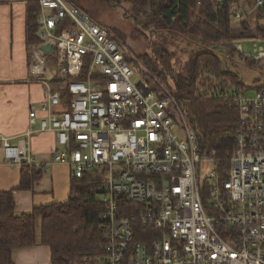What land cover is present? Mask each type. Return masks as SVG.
<instances>
[{
  "label": "built area",
  "instance_id": "1",
  "mask_svg": "<svg viewBox=\"0 0 264 264\" xmlns=\"http://www.w3.org/2000/svg\"><path fill=\"white\" fill-rule=\"evenodd\" d=\"M31 1L40 8V30L30 71L48 96L32 107L27 136L34 126L55 134L60 150L53 161L71 167L72 178L102 177L107 237L95 264H264V79L249 95L202 69L197 95L227 96L239 110L231 167L222 179L216 153H202L174 96L141 76L106 26L71 0ZM208 1L218 10L226 0ZM252 3L264 19V0ZM230 20H243L234 3ZM251 37L242 32V39ZM252 38L260 41L245 58L264 66V36ZM232 46L244 55L239 42ZM56 79L61 89L51 86ZM3 146L10 163L29 159L25 142L3 139Z\"/></svg>",
  "mask_w": 264,
  "mask_h": 264
},
{
  "label": "trees",
  "instance_id": "2",
  "mask_svg": "<svg viewBox=\"0 0 264 264\" xmlns=\"http://www.w3.org/2000/svg\"><path fill=\"white\" fill-rule=\"evenodd\" d=\"M107 1L116 5L129 3L137 13L147 14L151 25L154 24L155 27L157 24L171 30L180 27L184 32L193 31L198 35L199 44L205 49L200 53H193L186 74L175 69V53L158 50L155 54L158 66L146 55L141 59L154 77L174 90V98L186 113L190 126L197 132L200 150L203 154H210L212 151L216 153L217 172L222 179L225 178L231 167L229 156L235 148L239 130V110L231 105V98L227 96L208 99L198 96L196 91L203 67L218 75L219 81L226 78L232 82L240 92L247 93L252 89L257 92L262 88L263 64L252 58H240V63L257 68L261 73L255 86H248L239 73L229 67V61L222 54L224 49H215L218 43L223 42L231 52L236 51L232 44L241 39V34L238 36L235 33L230 20L231 5L236 0H226L218 10L208 0ZM198 1L202 4L196 13L193 10L197 9ZM38 12L39 6L35 3L30 8L27 19L28 44L39 42ZM172 18L175 20L172 21ZM241 25L249 31L246 21ZM257 31L264 36L263 28L258 27ZM223 85L227 86V83L224 82ZM51 86L54 89L62 87L57 79L51 82ZM61 93L63 100H66L69 96L66 90ZM65 108L66 105L62 110ZM43 173L44 169L41 167L24 164L19 190H32ZM71 181V193L67 202L35 208L31 214L17 215L14 191L0 192V264H15L14 252L17 249L37 244L39 219V240L41 244L51 248L52 264H95L96 258L103 252L107 237L106 227L101 220L105 209L100 201L102 177L86 174L82 179L72 178Z\"/></svg>",
  "mask_w": 264,
  "mask_h": 264
},
{
  "label": "crops",
  "instance_id": "3",
  "mask_svg": "<svg viewBox=\"0 0 264 264\" xmlns=\"http://www.w3.org/2000/svg\"><path fill=\"white\" fill-rule=\"evenodd\" d=\"M71 1L75 3V0ZM233 3L243 13L241 23L246 21L250 27L247 32L240 25L238 36L241 34L242 38V32H246L249 37L257 36L259 33L254 25L263 29L264 25L260 22L262 17L254 8L252 0H236ZM33 4L31 0H0V192L14 191L17 215L31 214L35 208L67 202L72 183V168L53 161L55 153L60 150L55 134L40 132L39 127L34 126L33 134L27 136L32 107L42 104L48 96L47 87L30 71V47L38 43L28 44L27 19ZM39 15L40 8L38 18ZM39 30L38 26V33ZM48 53L53 52L51 50ZM222 53L227 55L226 52ZM229 55L234 59V54ZM49 60H53V56L50 55ZM44 115L39 113L40 117ZM3 139L15 146L25 142L29 159L23 164H13L6 160ZM24 164L44 169L42 178L32 190H19ZM40 234L39 219L37 244L17 249L14 252L15 264H52L51 248L40 243Z\"/></svg>",
  "mask_w": 264,
  "mask_h": 264
},
{
  "label": "rangeland",
  "instance_id": "4",
  "mask_svg": "<svg viewBox=\"0 0 264 264\" xmlns=\"http://www.w3.org/2000/svg\"><path fill=\"white\" fill-rule=\"evenodd\" d=\"M75 1L78 2L76 4L79 5L88 15L102 23L112 32L117 41H119V43L126 48L127 52L130 54V59L133 61L139 73L144 79H146V81H149L152 85H154L153 82H155L160 90L164 91V89H167L171 95H173L174 90L169 88L167 84L163 83L159 79L160 83H158L156 77H154V74L152 75L141 57L146 55L149 58H152L155 63L157 60L155 54L158 50L168 51L171 54L175 53V69L181 74H186L188 63L192 59L193 53H200L205 49L201 44H199L200 39L193 31L184 32V30L180 27H174L171 30L161 26L160 24L159 26L157 22V26L155 27L154 24L151 25V20L147 14L137 13V11H134L131 8L129 3L116 5L109 3L107 0ZM260 22L264 25V19H261ZM240 23L241 22H239L238 25L237 23H234L233 26V30L237 35L241 30ZM254 28L258 27L254 25ZM252 37L245 39L241 38L236 41L242 45V54L244 55L237 52L230 53L228 52L229 48H226L225 46H218L215 49L218 50L223 48L226 54H234V60L239 62L241 57L254 54V40H256L255 42L260 40ZM225 58H227V55H225ZM227 60L230 61L228 63L229 67L239 73L246 85L252 87L255 86L258 82L257 78L261 76V73L257 68L249 67L243 63L237 65L231 58H227ZM155 64L157 66L159 65L157 62ZM139 80V76L134 77L135 82ZM247 93L249 95H253L255 90L252 89ZM210 170L211 166L207 165L203 168V173L207 174Z\"/></svg>",
  "mask_w": 264,
  "mask_h": 264
},
{
  "label": "water",
  "instance_id": "5",
  "mask_svg": "<svg viewBox=\"0 0 264 264\" xmlns=\"http://www.w3.org/2000/svg\"><path fill=\"white\" fill-rule=\"evenodd\" d=\"M51 50H52V49H51V46H46V47H45V51H46V52H50Z\"/></svg>",
  "mask_w": 264,
  "mask_h": 264
}]
</instances>
